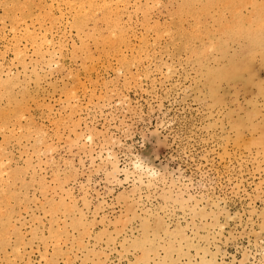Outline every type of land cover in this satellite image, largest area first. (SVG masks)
Masks as SVG:
<instances>
[{
    "label": "rangeland",
    "instance_id": "rangeland-1",
    "mask_svg": "<svg viewBox=\"0 0 264 264\" xmlns=\"http://www.w3.org/2000/svg\"><path fill=\"white\" fill-rule=\"evenodd\" d=\"M47 1L0 0V264H264V42H238L232 0H158L149 31L128 0L118 55Z\"/></svg>",
    "mask_w": 264,
    "mask_h": 264
},
{
    "label": "bare ground",
    "instance_id": "bare-ground-1",
    "mask_svg": "<svg viewBox=\"0 0 264 264\" xmlns=\"http://www.w3.org/2000/svg\"><path fill=\"white\" fill-rule=\"evenodd\" d=\"M62 1V0H61ZM134 1H136V0H134ZM134 1H132L131 0V2L133 3ZM139 0H137V2H138ZM206 1V0H205ZM204 1V2H205ZM209 1V0H208ZM208 1H206L207 3L206 4H208V5H210V2H208ZM218 1V0H217ZM216 1V2H217ZM226 1V0H225ZM48 2V5H47V8H48V11L47 12H51V13H53L52 12V10H53V8L54 7H56L57 8V10L56 11H58V16H54V18H53V15H51V16H49L48 14V16L46 15L45 17H47V20H51L52 21V23H55V21L56 20H58V21H60L61 20V18H62V16H61V14L62 13H60V9L58 8V0H48L47 1ZM70 2V1H69ZM69 2H67L68 4H69ZM72 2H73V0H72ZM74 2H75V0H74ZM142 2V1H141ZM143 5H141V6H135L136 4L135 3H133V4H135V5H133L132 3H131V5L132 6H134V9L133 10H135L136 8L140 11V9H141V11H140V14H143V20L141 21L142 23L144 22L146 25H147V27H145V29H147L148 28V23H149V19H150V17H149V13H150V9H152L154 6L156 7V5L157 4H159V2L160 1H158V0H143ZM186 2H187V5L188 6H192V5H194V1H192V2H194L193 4L191 3V0H186ZM211 2H212V0H211ZM229 2V1H228ZM228 2H226V3H223V5L224 4H227ZM231 2L233 3L232 5L233 6H235V8L233 9V11H232V16H233V19H234V22L233 23H235V25H234V29H235V32H237V34H235V36L237 35L238 37L236 38V39H240V37H241V35H243L244 34V36H245V38L247 39V43H248V45H251V47H250V50L248 49V52L250 53H253V51H251V49H252V45H253V47L256 45V47H257V45H263L262 43L264 42V28L262 29V27H263V25H264V11H262V10H260V6L261 5H264V0H232V1H230V5H231ZM60 3V2H59ZM66 3V4H67ZM220 3V2H219ZM250 4L251 6V15L249 16V14L246 16H243L242 14H241V11L239 10L241 7H243V4ZM23 4V3H22ZM36 4V3H35ZM34 4V5H35ZM61 4V3H60ZM67 4V5H68ZM76 4V5H75ZM177 4V3H176ZM192 4V5H191ZM203 4V3H202ZM202 4H200V7H199V9L200 8H202L201 6H203V7H205L206 5H202ZM229 4V3H228ZM246 4H245V6H246ZM21 5V4H20ZM74 5H75V7H74V9L72 8V6H71V9H72V11H73V14H72V24L74 25V27H75V29H76V31H77V34L80 32L81 33V25H82V22L83 21H85V22H91L92 23V33H95L94 35H97V31L98 32H100V30H97V24H96V21L97 22H102L103 24H104V26H106V29H105V32H103V34H101V33H99L98 35L101 37V39H100V41H101V43H107V44H109V45H107V46H111V49H112V52L113 51H116V50H118V49H116V47H118L119 48V45H121V44H123L124 46H129L130 45V42L128 41V37H127V34H128V31H129V27H127L126 26V22L125 21H123V14H124V10L126 9V7L129 5V2H128V0H76V3H74ZM138 5H140V4H138ZM183 5V4H182ZM182 5H180L181 7H183ZM220 5V4H219ZM259 5V6H258ZM25 6V5H24ZM23 6V7H24ZM132 6L131 7H129V8H132ZM22 7V8H23ZM41 7H42V5H41ZM40 7V8H41ZM180 7V8H181ZM187 7V6H186ZM185 7V8H186ZM218 7V6H217ZM231 7V6H230ZM229 7V8H230ZM55 8V9H56ZM188 8V7H187ZM197 8H198V6H197ZM205 8H207V7H205ZM154 9V8H153ZM192 9H193V11H194V7H192ZM204 9V8H203ZM202 9V10H203ZM24 10V9H23ZM25 10H26V8H25ZM130 10V9H129ZM180 10V9H179ZM182 10H184V8H182ZM206 10V9H205ZM204 10V11H205ZM27 11V10H26ZM66 11V10H65ZM71 11V10H70ZM137 11V10H136ZM175 11H176V9H175ZM185 11V10H184ZM187 11V10H186ZM192 11V10H191ZM200 11V10H199ZM198 11V12H199ZM202 12L201 11V14H203V13H205V12H207V11H205V12ZM66 12H68V11H66ZM5 13V12H4ZM64 13V12H63ZM178 13H180V14H182L183 13V15H185V13L184 12H179L178 11ZM190 13V12H189ZM50 14V13H49ZM53 14H55V13H53ZM179 14V15H180ZM195 14V13H194ZM208 14H210L209 12H208ZM27 14H25V16H26ZM133 15H134V13H133ZM150 15H151V13H150ZM186 15H187V13H186ZM196 15V14H195ZM194 15V16H195ZM199 15H200V13H199ZM6 16V15H5ZM40 16V15H39ZM181 16V15H180ZM188 16V15H187ZM197 16V15H196ZM204 16V15H203ZM218 16H219V14H218ZM35 17V16H34ZM38 17V16H37ZM69 17V16H68ZM5 18V17H4ZM15 18V17H14ZM192 18V17H191ZM196 18H198V17H196ZM214 18V17H213ZM232 18V17H231ZM19 19H20V17H19ZM44 19V18H43ZM56 19V20H55ZM71 19V18H70ZM139 19H141V18H139ZM138 19V20H139ZM194 19V18H193ZM211 19V18H210ZM37 20V19H36ZM54 20V21H53ZM126 20H129L130 21V18H127ZM135 20L137 21V19L135 18ZM134 20V21H135ZM152 20V19H151ZM198 20H199V18H198ZM25 21V20H24ZM67 21V20H66ZM192 21H197V19H195V20H192ZM35 22V21H34ZM38 22V21H37ZM50 22V21H49ZM125 22V23H124ZM141 22H139L140 23V25H143ZM243 22H247V23H249V25H248V28H246V29H243V25H244V23ZM19 23H21V22H19ZM45 23V22H44ZM52 23H51V25H52ZM151 23V22H150ZM11 24V23H10ZM33 24V23H32ZM71 24V25H72ZM144 24V25H145ZM151 24H153V26H154V23H151ZM150 24V25H151ZM198 24H199V22H198ZM263 24V25H262ZM31 25V24H30ZM60 25V24H59ZM70 25V26H71ZM84 25V24H83ZM145 25V26H146ZM164 25V24H163ZM197 25V24H196ZM229 25V24H228ZM251 25H253V27H251ZM25 26V28H22L21 30H23L24 29V31L23 32H26L24 35H26V37L25 38H27V36L28 37H32V35L31 36H29L30 35V33L31 32H29L30 30L28 29V27L26 26V24L24 25ZM85 26V25H84ZM157 26V25H156ZM167 26V25H166ZM198 26V25H197ZM211 26V25H210ZM11 27V29H13L14 27H12V26H10ZM38 27V26H37ZM72 27V26H71ZM87 27V26H86ZM230 27V26H229ZM0 28H1V26H0ZM44 28H46V27H44ZM47 28H48V26H47ZM141 29H143V27L141 26L140 27ZM157 28H158V26H157ZM2 29V28H1ZM49 29V28H48ZM50 29H51V27H50ZM73 29V28H72ZM167 29V28H166ZM197 29H198V27H197ZM233 29V30H234ZM244 31H243V30ZM47 30V29H46ZM46 30H44L43 31V33H41L40 35H39V37L37 36V34L35 35V37H36V39H40V44H39V42H37L36 41V39H35V37L34 38H32V39H35V41L37 42V43H35V44H39V45H37V46H39V47H41V45L42 44H44L45 45V43H47V47L49 46V42H51L52 40H51V38L53 37H51V38H48V36H47V34H46ZM69 30V29H68ZM87 30V29H86ZM150 30V27L148 28V31ZM191 30V29H190ZM8 31V30H7ZM12 32H13V30H11ZM91 31V30H90ZM169 31V30H168ZM192 31V30H191ZM243 32V34H241V35H239V32ZM15 32V31H14ZM84 32V31H83ZM86 32V31H85ZM102 32V31H101ZM140 32V31H139ZM142 32H145V31H142ZM160 32V31H159ZM166 32H167V30H166ZM171 32V31H170ZM195 32H197L196 31V26H195V31H194V34H195ZM19 33H20V31H19ZM29 33V34H28ZM165 33V32H164ZM213 33V32H212ZM220 33H222L221 31H220ZM234 33V32H233ZM15 33H12V36L14 35ZM22 34V33H21ZM54 34V33H53ZM60 34H63V31H62V33H60ZM83 34H85V33H82V35ZM88 33L86 32V35H87ZM139 34V33H138ZM137 34V35H138ZM140 34H142L141 32H140ZM145 34V33H144ZM156 34V33H155ZM170 34V33H169ZM172 34V33H171ZM33 35H34V33H33ZM49 35H51V33H49ZM158 35V33L155 35V36H157ZM204 35V34H203ZM5 36V35H4ZM4 36H3V38H4ZM84 36V35H83ZM90 37V35L88 34L87 35V37ZM92 36V35H91ZM98 36V37H99ZM134 37H135V34L133 35ZM139 36V35H138ZM140 36H142V35H140ZM139 36V37H140ZM146 35H143L142 36V38H140V40L142 39L143 41L142 42H144L143 43V45L142 46H145L146 44H148V41L146 42L145 40H147L146 39V37H145ZM166 36V35H165ZM169 36V35H168ZM200 36V35H199ZM14 37H16V35L14 36ZM24 37V36H23ZM63 37H64V34H63ZM66 37V36H65ZM86 37V38H87ZM93 37H95V36H93ZM92 37V38H93ZM145 37V38H144ZM170 37V36H169ZM22 38V37H21ZM154 38V37H153ZM153 38H152V40H153ZM234 38V37H233ZM2 39V38H1ZM29 39H31V38H29ZM49 39V40H48ZM95 39V38H94ZM138 39V38H137ZM156 39V38H155ZM239 39H238V42H240L239 41ZM246 39L244 40V38H242V40H241V44H243L242 42L243 41H245V43H246ZM3 40V39H2ZM11 40H13V38L11 39ZM10 40V41H11ZM14 40H16V42L18 41L17 40V38L16 39H14ZM13 40V41H14ZM51 40V41H50ZM58 40V39H57ZM63 40H65L64 38H63ZM82 40V39H81ZM93 40V39H92ZM104 40V41H103ZM140 40H137V41H140ZM232 40V39H231ZM99 41V42H100ZM155 41V40H154ZM170 41V40H169ZM56 42V41H55ZM153 42V41H152ZM151 42V43H152ZM234 42V41H233ZM236 42V41H235ZM11 42H9V44H10ZM33 43V45H35L34 44V42H32ZM96 43V42H95ZM94 43V44H95ZM141 43V42H140ZM139 43V44H140ZM154 43V42H153ZM237 43V42H236ZM246 43V44H247ZM8 44V43H7ZM17 44H18V42L15 44H13V42H12V44L11 45H16V46H14V49H15V51L13 50L12 52H15L16 54H15V56H17L16 58H15V56H14V58L16 59V60H18V58H21V60H22V58H23V56H24V52L23 51H21L19 48H18V46H17ZM20 44V43H19ZM52 44L54 45V42H52ZM57 44V43H56ZM73 44V43H72ZM93 44V43H92ZM104 44V45H105ZM32 45V44H31ZM43 45V47L46 49L47 47H45ZM82 45H84V44H82ZM100 45V44H99ZM103 45V44H102ZM103 45V46H104ZM134 45V44H133ZM137 45V44H136ZM248 45H247V47H248ZM56 46V45H55ZM54 46V47H55ZM58 46V45H57ZM56 46V47H57ZM62 46V45H61ZM85 46V45H84ZM83 46V47H84ZM93 46V45H92ZM95 46V45H94ZM98 46V45H97ZM140 46V45H139ZM49 47H52V46H49ZM59 48H61L60 47V45L58 46ZM57 47V48H58ZM65 47V46H64ZM64 47H62V48H64ZM73 47V46H72ZM115 47V48H114ZM126 47H123L124 48V50L126 51ZM262 47V46H261ZM38 48V47H37ZM36 48V45H35V49H36V53L35 54H39L40 55V61H42L41 59L43 58V59H46L45 58V55L47 54V49L44 51L43 50V48H42V51H44V52H42L41 51V49L40 48H38L37 49ZM61 48V49H62ZM109 48V47H108ZM113 48H114V50H113ZM128 48V47H127ZM145 48V47H144ZM213 48V47H212ZM249 48V47H248ZM35 49H33V50H35ZM56 49V48H55ZM60 49V50H61ZM102 49H103V47H102ZM110 49V48H109ZM110 49V50H111ZM132 49V48H131ZM131 49H130V47H129V49H128V51L130 50V52H131ZM139 49H142V48H139ZM147 49V48H146ZM24 50V49H23ZM51 50V49H50ZM100 51H101V48L99 49ZM108 50V49H107ZM143 50H145V49H143ZM194 50V49H193ZM254 50H255V47H254ZM56 51H58L57 49H56ZM55 51V52H56ZM93 51V50H92ZM105 51V50H104ZM120 51V50H119ZM138 51H142V50H138ZM145 51H147V50H145ZM245 51H247V49L245 48ZM258 51V53H260L259 51L260 50H257ZM256 51V52H257ZM34 52V51H33ZM135 52H137V49H136V51H134V53ZM248 52H247V54H248ZM262 52V51H261ZM88 53V52H87ZM86 53V54H87ZM118 53V51H116V53L115 54H117ZM120 53V52H119ZM132 53V52H131ZM142 54V52H139V54ZM144 53V52H143ZM207 53V52H206ZM54 54V53H53ZM98 54V53H97ZM104 54V53H103ZM107 54V53H106ZM120 54H122V53H120ZM138 54V56H140ZM146 56H147V53L145 52L144 53ZM202 54V53H201ZM261 54V53H260ZM14 55V54H13ZM113 55V54H112ZM118 55V54H117ZM135 55H136V53H135ZM135 55H130V56H135ZM143 55V54H142ZM190 55V54H189ZM1 56V55H0ZM84 56V55H83ZM99 56V55H98ZM125 56L126 55H124V56H122L123 58H121V63H122V65H123V67L125 66L124 64H126L127 63V61H128V59H125ZM137 56V55H136ZM146 56H144L143 55V58L144 57H146ZM193 56H194V53H193ZM252 56V55H251ZM3 57V56H2ZM79 57V56H78ZM109 57V56H108ZM116 57H119V56H116ZM48 58V57H47ZM99 57H97V59H98ZM111 58V57H110ZM130 58V57H129ZM49 59V58H48ZM86 59V58H85ZM85 59H84V61H85ZM88 59V58H87ZM90 59V58H89ZM15 60V61H16ZM119 60V59H118ZM127 60V61H126ZM131 60H133V59H131ZM143 60V59H142ZM19 61V60H18ZM92 61V60H91ZM116 61H117V59H116ZM119 61V62H120ZM138 61V60H137ZM39 62V61H38ZM134 61H132V63H133ZM136 62V61H135ZM21 62H19V64H20ZM49 63V62H48ZM129 63V62H128ZM43 64H45V63H43ZM47 64V63H46ZM119 64V63H118ZM25 65V64H24ZM138 65V64H137ZM42 66V65H41ZM41 66H39V67H41ZM108 66V65H107ZM128 66H129V64H128ZM24 67V66H23ZM122 67V68H123ZM4 67H3V65H2V63L0 62V76H2V74L4 73V69H3ZM61 68V67H60ZM34 70H36L35 68H33ZM125 69H126V67H125ZM124 69V70H125ZM7 71H8V69H7ZM214 73V72H213ZM129 75V74H128ZM12 77V78H11ZM11 77H8V78H6L7 80H5V82H4V86H6L10 81H8V80H12V79H15L16 78V80H18V78L17 77H14V76H11ZM2 81V80H1ZM0 81V82H1ZM3 86V88H4V90H5V87ZM22 87V86H21ZM23 88V87H22ZM21 88V89H22ZM2 89V88H1ZM24 89V88H23ZM25 90V89H24ZM22 91V90H21ZM2 92V91H1ZM5 93L6 94H8V97H9V99L11 98V94L8 92V91H5ZM1 94V93H0ZM23 96V95H22ZM1 98V97H0ZM22 99H24V98H22ZM28 99V98H27ZM19 100V99H18ZM11 101V100H10ZM16 104V103H15ZM9 105V104H8ZM27 108V107H26ZM9 109V108H8ZM13 111V110H12ZM11 111V112H12ZM4 112H6V111H4V110H0V128H5V129H7L8 128V124H9V122H8V116H6L5 115V113ZM24 112V111H23ZM22 112V113H23ZM7 113V112H6ZM20 113V112H19ZM15 120L17 119V114H15ZM18 118H19V116H18ZM20 119V118H19ZM20 121V120H19ZM13 128V127H12ZM11 128V129H12ZM25 129V128H24ZM18 130V129H17ZM29 130V129H28ZM74 130V129H73ZM7 131V130H6ZM12 131V130H11ZM16 131V130H15ZM26 132H28L27 130H25ZM62 131V130H61ZM9 132V131H8ZM68 132V131H67ZM38 133V132H37ZM35 134V133H34ZM39 134V133H38ZM20 135V134H19ZM5 138V137H4ZM24 138V137H23ZM34 138H36V137H34ZM7 140V139H6ZM39 140V139H38ZM38 140H37V142H38ZM76 140H77V138H76ZM21 141V140H20ZM68 141V140H67ZM70 141H72V140H70ZM39 152V151H38ZM46 152V151H45ZM142 162V161H141ZM140 161H138V162H136V163H134L133 164V168H134V171H136L137 173H142V172H144V171H146V170H148L146 167H144L142 164L143 163H141ZM2 163H4V162H2ZM1 163V160H0V168H1V165H3ZM3 168V167H2ZM112 174H118V172H119V169H118V167H117V165L115 164V163H113V165H112ZM4 171H2V173H3ZM1 173V174H2ZM151 175H154V173L151 171ZM8 175V174H7ZM149 175V174H148ZM151 175H149V176H151ZM114 176V175H113ZM137 176V175H136ZM139 176V175H138ZM137 176V179L141 182V177H138ZM0 177H1V175H0ZM11 177V176H10ZM9 177V178H10ZM19 177V176H18ZM8 178V177H7ZM12 179H13V177H12ZM0 180H4L3 178H1ZM138 180H136V181H138ZM5 181H6V183H8V181H7V179H5ZM138 181V182H139ZM1 183H3L2 181H0ZM5 183V182H4ZM142 183V182H141ZM4 185V184H3ZM2 186V185H1ZM0 186V187H1ZM12 194V193H11ZM2 198V197H1ZM5 200V199H4ZM4 214V213H3Z\"/></svg>",
    "mask_w": 264,
    "mask_h": 264
}]
</instances>
